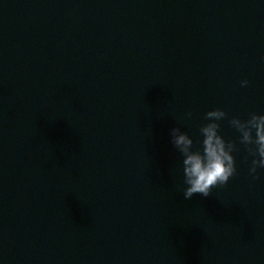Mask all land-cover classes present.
Segmentation results:
<instances>
[{"label":"water","instance_id":"95a60500","mask_svg":"<svg viewBox=\"0 0 264 264\" xmlns=\"http://www.w3.org/2000/svg\"><path fill=\"white\" fill-rule=\"evenodd\" d=\"M214 108L236 173L185 200L168 129ZM253 112L264 0H0V264H264Z\"/></svg>","mask_w":264,"mask_h":264},{"label":"clouds","instance_id":"9594fccd","mask_svg":"<svg viewBox=\"0 0 264 264\" xmlns=\"http://www.w3.org/2000/svg\"><path fill=\"white\" fill-rule=\"evenodd\" d=\"M248 81L241 80L246 86ZM191 117V112L185 114ZM226 117L224 110L214 108L204 113L206 121L199 127V137L194 142L188 132L179 126L168 129V141L179 155L182 194L185 200L194 194L207 197L213 188L225 185L236 173L233 153L238 149L232 140L219 132L218 123ZM229 124L239 134L238 140L251 156L248 173L257 178V170L264 169V114L250 113L247 119L233 116Z\"/></svg>","mask_w":264,"mask_h":264}]
</instances>
